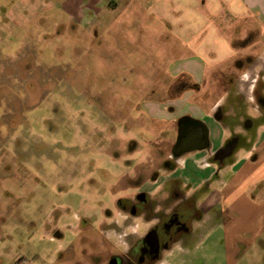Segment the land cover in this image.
I'll use <instances>...</instances> for the list:
<instances>
[{"label": "rangeland", "instance_id": "rangeland-1", "mask_svg": "<svg viewBox=\"0 0 264 264\" xmlns=\"http://www.w3.org/2000/svg\"><path fill=\"white\" fill-rule=\"evenodd\" d=\"M160 1L0 0V264H108L162 218L182 219L190 233L156 264H264V233L247 249L240 241L227 261L222 223L238 219L224 210L219 218L214 168L198 169L197 155L175 171L182 158L172 155L175 121L187 116L206 125L212 150L210 105L228 80L250 94L264 57L251 55L256 61L245 73L237 64L253 59L223 61L210 74L219 82L214 95L201 88L173 99L188 85L174 76L197 58L194 49L203 53L214 40L199 26L197 39L185 40L186 27L165 21ZM238 20L234 43L253 27L252 16ZM233 98L219 101L223 112ZM209 175L208 189L198 184ZM173 188L185 200L170 199ZM137 197L149 204L133 212Z\"/></svg>", "mask_w": 264, "mask_h": 264}, {"label": "crops", "instance_id": "crops-1", "mask_svg": "<svg viewBox=\"0 0 264 264\" xmlns=\"http://www.w3.org/2000/svg\"><path fill=\"white\" fill-rule=\"evenodd\" d=\"M157 8L161 17L166 22L169 21L172 24H176L175 26L186 27V33H188L185 35V40H188V42L191 43L193 39L195 40L198 26L200 31L201 29L207 30V35L214 40L211 47L202 50L203 53H200L197 48L194 49V54L197 58L195 57V60L190 59L193 61L190 62L189 68L180 70L174 76L176 79L185 77L188 80L187 86L194 87H187L185 90L179 87L178 91L173 95V99H177L187 90H189L188 93L191 91L192 95L196 96V92H199L201 88L208 95H214L215 89L218 87L216 84L218 81L210 79V74H214L216 71L219 72L218 67L223 64V61L230 62V60H233L232 62L238 63L243 57L249 62L253 59L249 65L246 64L240 67L241 64H237L236 71L238 73H245L256 61L254 57L257 59L264 57V0H161ZM170 13H175L174 19H171V21L169 19ZM248 16H252L253 18L252 29L246 33L248 36L244 40H235L237 42L234 43L230 39L231 32L237 31L240 26L235 20L246 19ZM233 18L234 20L232 21L231 19ZM224 19H230V26L227 29L224 28L227 24L226 21L224 22ZM235 23L238 26L237 29ZM194 30L195 33L193 34ZM223 34L229 36V43H226L222 39ZM250 36H253L252 39L247 44L242 45V42ZM200 56L202 58H199ZM245 59L244 62L247 61ZM219 62L221 63L218 65ZM200 64H202L201 68H199ZM255 72L257 74L252 81L251 89L249 90L250 94L247 93L246 96L243 93L240 94L242 92L241 88L235 84V81L227 79V89H225L222 96H219L218 99L216 98L217 100L214 101L213 105H210L209 109V114L211 113L212 118L217 123L212 122L211 124L214 140L212 150H209L212 140L210 139L208 129L205 124L199 122L207 130L208 148L203 151H193L183 155L180 157V159L182 158L181 165L175 169L176 171L181 168L184 162L187 161V157L193 159L190 156L197 155L199 156H197L196 160L200 161L198 166H196L198 169L204 168V165L208 168L207 170L214 168L216 173L213 178L218 180V183L216 182L217 185L222 184L220 192L223 195L220 201L223 206L220 208L221 215H219V218L224 217V210L226 213L233 214L238 219L234 218L232 221H228V225L222 223L224 241H226V236L229 235L225 242L227 244L225 251L227 261L232 259L230 257L234 255V253H231L233 249H236V247L240 248L237 245L240 241L248 244L245 248L247 249L249 246L251 247V244L258 242L262 233H264V75L263 77L261 76L262 70ZM240 80L244 82L243 79ZM229 82H231L234 88L235 92L233 94L227 92L229 88L227 83ZM172 85L178 88L181 83L175 82ZM230 95H232V98L234 97L233 101L223 112L219 101L222 98H226L227 101ZM206 102V100L203 101V103ZM242 106H246V109L244 110ZM183 118L192 120L188 116ZM195 119L199 120L197 117L193 118V120ZM178 121H175V123L177 124ZM249 131L252 134H248L247 132ZM237 135L241 137H234ZM231 138L233 140H230ZM236 138L237 140H241L240 142H244L238 149L239 142L237 143ZM226 142L227 145L225 147L232 149V151L229 157L225 158L222 163H219L214 160V156L222 147L225 148L224 144ZM220 145L222 147L214 151ZM234 156L239 157V159L228 165L224 163L225 160ZM210 177L211 175L202 177L198 184L200 185L206 182V180L209 181ZM209 185L206 182L205 188L208 189ZM227 197L229 199L226 207L225 200ZM248 198H251L252 201H249ZM240 204H243V206L241 207ZM246 238L248 239L246 240ZM241 256L242 253L239 252L235 254V259H239Z\"/></svg>", "mask_w": 264, "mask_h": 264}, {"label": "flooded vegetation", "instance_id": "flooded-vegetation-1", "mask_svg": "<svg viewBox=\"0 0 264 264\" xmlns=\"http://www.w3.org/2000/svg\"><path fill=\"white\" fill-rule=\"evenodd\" d=\"M187 119H189V118H187ZM179 122L180 121L177 122L176 126H177V131L179 132V130H181V132H182V134H181L182 139L181 140H187V138L193 132H197L200 134H202L204 132L202 127L199 126L198 124L185 122L179 126ZM176 144L177 143L175 142V144L173 145L172 155H173L175 148L177 147ZM182 156H180V157H182ZM180 157L174 156L176 161L179 160ZM171 191L172 192L169 194L170 199L177 198L178 201L185 200L184 195L180 191H178V189L173 188ZM137 198H138L137 204L131 205V206H133L132 211L135 210V208H137V211H142L139 208V203L144 204V205L149 204V201L145 202V200H143L142 197H137ZM145 210L149 211L147 209H145ZM196 217H198V216H196ZM187 230L189 231L188 233H190V229H189L188 224L187 223L183 224L182 219H180V218H174L173 220L167 219L166 221H164V218H162L161 220H159V222L154 224L148 230V232L146 234V236H147L148 234L153 233L155 236L157 235L159 237V239L161 240V243H160V246L158 248L157 253H154L156 251L151 248V241L146 242V240H145L146 236H145L143 238V240H141V242L138 243V245L133 250L130 249L126 253V255H124L122 258L113 257L109 261L108 264H110L111 261H114V264H156L157 261L161 260L162 253L164 251H167V252L170 251L172 249V246L174 244H176V242L180 238V236H182V234L185 233V231H187Z\"/></svg>", "mask_w": 264, "mask_h": 264}, {"label": "water", "instance_id": "water-1", "mask_svg": "<svg viewBox=\"0 0 264 264\" xmlns=\"http://www.w3.org/2000/svg\"><path fill=\"white\" fill-rule=\"evenodd\" d=\"M185 122L198 124L199 126L202 127L204 132L202 134L197 133V132H193L187 138V140H181L182 139L181 138L182 132H181V130H179L178 135H177V139H176L177 147L175 148V150L173 152V156H175V157H180L184 154H188V153L193 152V151H203V150H206L208 148L207 130L204 127V125H202L199 122L193 121L191 119L185 118L179 122V126ZM231 151H232V149L227 148V147L219 150L215 154L214 160L219 162V163H222L225 158L230 156ZM145 240H146V242L151 241V248L156 251L154 253H157L158 248H159L160 243H161V240L159 239V237L157 235L155 236L153 233H151V234H148L146 236ZM110 264H114V261H111Z\"/></svg>", "mask_w": 264, "mask_h": 264}, {"label": "trees", "instance_id": "trees-1", "mask_svg": "<svg viewBox=\"0 0 264 264\" xmlns=\"http://www.w3.org/2000/svg\"><path fill=\"white\" fill-rule=\"evenodd\" d=\"M187 87H194V86H186V87L184 86V87H182L181 89H182V90H185ZM183 119H185V118H182V119H180L179 121H181V120H183Z\"/></svg>", "mask_w": 264, "mask_h": 264}, {"label": "clouds", "instance_id": "clouds-1", "mask_svg": "<svg viewBox=\"0 0 264 264\" xmlns=\"http://www.w3.org/2000/svg\"><path fill=\"white\" fill-rule=\"evenodd\" d=\"M125 247H126V245H125Z\"/></svg>", "mask_w": 264, "mask_h": 264}]
</instances>
